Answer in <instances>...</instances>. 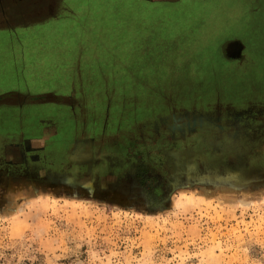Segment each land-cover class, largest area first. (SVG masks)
Segmentation results:
<instances>
[{
    "label": "rangeland",
    "instance_id": "1",
    "mask_svg": "<svg viewBox=\"0 0 264 264\" xmlns=\"http://www.w3.org/2000/svg\"><path fill=\"white\" fill-rule=\"evenodd\" d=\"M239 1L214 21L203 2L89 0L36 26L66 36L42 70L82 80L79 128L34 180L0 168V264H264V0Z\"/></svg>",
    "mask_w": 264,
    "mask_h": 264
},
{
    "label": "crops",
    "instance_id": "2",
    "mask_svg": "<svg viewBox=\"0 0 264 264\" xmlns=\"http://www.w3.org/2000/svg\"><path fill=\"white\" fill-rule=\"evenodd\" d=\"M86 1L89 0H0V168L1 178L7 183L18 177L34 180L33 168L48 166L45 158L53 161L51 165L64 164L61 152L69 154V151L63 144L76 140L79 128L76 109L66 104L65 99L68 91L77 94L76 88L82 86V80L77 81L76 75H72L48 81L51 71L44 74L43 59L52 50L45 44L48 45L51 39L53 49L58 47L60 50L66 43V36L48 34V28L36 31V26L44 27L52 20L75 15L71 7L81 6ZM194 1L203 2V6H207V17L214 21L218 9L241 4L239 0L235 3L190 0V6H194ZM251 15L258 17L255 12ZM211 25L209 29L224 28L223 25ZM72 150L74 159L84 156L79 143ZM76 163L70 162L73 166Z\"/></svg>",
    "mask_w": 264,
    "mask_h": 264
},
{
    "label": "water",
    "instance_id": "3",
    "mask_svg": "<svg viewBox=\"0 0 264 264\" xmlns=\"http://www.w3.org/2000/svg\"><path fill=\"white\" fill-rule=\"evenodd\" d=\"M241 47H242V44L239 40H231V41L226 42L225 44L226 55L232 56V57L239 55Z\"/></svg>",
    "mask_w": 264,
    "mask_h": 264
},
{
    "label": "flooded vegetation",
    "instance_id": "4",
    "mask_svg": "<svg viewBox=\"0 0 264 264\" xmlns=\"http://www.w3.org/2000/svg\"><path fill=\"white\" fill-rule=\"evenodd\" d=\"M240 53H241V52H240ZM77 88H78V87H77ZM77 88H76V90H77ZM78 91H79V90H77V92H78ZM67 95H68V96H72V95H74V93L68 91Z\"/></svg>",
    "mask_w": 264,
    "mask_h": 264
}]
</instances>
